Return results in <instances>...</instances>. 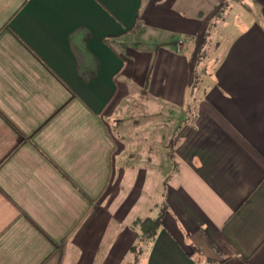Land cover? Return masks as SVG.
Returning <instances> with one entry per match:
<instances>
[{"label": "crops", "instance_id": "obj_1", "mask_svg": "<svg viewBox=\"0 0 264 264\" xmlns=\"http://www.w3.org/2000/svg\"><path fill=\"white\" fill-rule=\"evenodd\" d=\"M236 2L0 0V264H264V0Z\"/></svg>", "mask_w": 264, "mask_h": 264}, {"label": "rangeland", "instance_id": "obj_2", "mask_svg": "<svg viewBox=\"0 0 264 264\" xmlns=\"http://www.w3.org/2000/svg\"><path fill=\"white\" fill-rule=\"evenodd\" d=\"M243 1H245L244 3H248L247 1H249V0H243ZM226 3L228 4V6L227 7L224 6L223 7L224 9H222L221 13H220V15H222V16H223V14H225V15L227 14V16L224 18V20L226 19L225 21L228 22V23H232V22L238 23L240 20H242L243 19L242 16L245 13L246 9H244L243 6L239 5L240 3L236 2V0H226ZM238 7L242 8V9H239ZM246 7L248 8L247 13L250 14V12H251L250 10L254 7V3L253 2L252 3H248V4H246ZM242 10H244V11H242ZM227 11H228V13H227ZM211 19L213 20V18H211ZM225 21H223V22H225ZM217 26H215V24H214V25H210V27H209V34H210V38L209 39H211V40H210V42L208 44H206L207 47H205V48H208V47H210V48H208L207 55L206 56L204 55V58H202L203 62L207 66V68L209 66H211V67L213 66V64L217 60L216 54H219V52H216V49H215L216 48V43L214 45V42L216 40L215 38L217 37L216 36ZM220 42L223 43L222 40ZM222 46L223 45H221L220 47H222ZM199 55H200V52H199ZM184 117L185 116L182 114L181 119H183ZM115 128H117V127L115 126ZM156 198H158V196ZM162 201H163L162 203H164V200H162ZM156 204L158 206L157 208H159L160 207V202L157 201Z\"/></svg>", "mask_w": 264, "mask_h": 264}, {"label": "trees", "instance_id": "obj_3", "mask_svg": "<svg viewBox=\"0 0 264 264\" xmlns=\"http://www.w3.org/2000/svg\"><path fill=\"white\" fill-rule=\"evenodd\" d=\"M135 26H136L135 28L139 26V19ZM163 216L164 215L162 210L159 211L154 216L139 218L135 220V224L138 226L140 232V237H139L140 245H138L139 248L133 247V250H136V248H138L140 252L143 245H146L153 240V238L157 233V230L163 225ZM225 260H227V258Z\"/></svg>", "mask_w": 264, "mask_h": 264}]
</instances>
